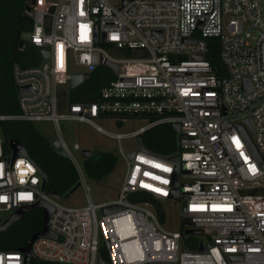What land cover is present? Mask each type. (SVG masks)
I'll list each match as a JSON object with an SVG mask.
<instances>
[{"label":"built area","instance_id":"obj_1","mask_svg":"<svg viewBox=\"0 0 264 264\" xmlns=\"http://www.w3.org/2000/svg\"><path fill=\"white\" fill-rule=\"evenodd\" d=\"M28 6L32 13H24L34 25L25 48L49 55L37 66H12L15 88L25 92L17 96L19 114L0 121L51 122L86 205L68 207L44 193L38 168L27 156L12 161L0 134V225L2 214L44 201L52 207L47 225L55 238L32 243L31 257L40 261L97 264L103 250L106 264H264V0H35ZM210 38L219 40L216 68L205 59ZM105 61L116 64V79L97 99L61 110L59 87L76 74L71 65L90 74L108 67ZM131 118L148 123L126 134L101 126ZM62 120L118 143L125 170L115 199L92 202L83 163L62 138ZM159 124L178 125L177 186L171 157L120 146ZM73 150L84 149L75 143ZM141 194L159 201L160 218ZM170 200L181 202L179 231L162 225L161 202ZM111 206L119 210L104 214ZM185 230L201 231L205 252H198L200 243L193 250L194 234ZM0 264H24V254L0 251Z\"/></svg>","mask_w":264,"mask_h":264},{"label":"trees","instance_id":"obj_2","mask_svg":"<svg viewBox=\"0 0 264 264\" xmlns=\"http://www.w3.org/2000/svg\"><path fill=\"white\" fill-rule=\"evenodd\" d=\"M31 0H0V115L17 116L18 97L12 77V66L17 63L21 67L37 66L39 60L26 53V48L19 51V45L24 34L32 31L34 21L24 11ZM30 50H36L29 47ZM219 40L208 39V50L205 54L210 64L219 67ZM113 76L106 84L95 83V71L90 73L86 80H92V93L90 96L67 100V103L75 101H93L98 98L99 91L109 82L115 80ZM82 84V83H81ZM63 95L60 94V98ZM154 117L150 121H154ZM121 126V123H118ZM0 134L4 145L7 147L11 139H18L24 146L27 157L35 164L39 172L46 176L44 193L59 197V200L78 184L77 173L65 156L59 155L36 130L32 122L8 119L0 121ZM177 133L169 124H159L142 134L138 141L144 146L146 152L161 158L172 157L177 153ZM116 157L109 152L96 151L87 158H83V167L86 176L94 181H101L111 174L116 166ZM76 191V190H75ZM74 191V192H75ZM73 192V193H74ZM141 198L150 201L161 216L160 203L147 194H141ZM42 208H35L24 215L4 231H0V251L23 252L30 236L42 229ZM193 250L197 249L193 247ZM99 258L107 262V256L101 250ZM29 264H60L45 262L29 258Z\"/></svg>","mask_w":264,"mask_h":264},{"label":"rangeland","instance_id":"obj_3","mask_svg":"<svg viewBox=\"0 0 264 264\" xmlns=\"http://www.w3.org/2000/svg\"><path fill=\"white\" fill-rule=\"evenodd\" d=\"M27 34L23 35V40L27 41ZM27 55L39 60V54L37 50H30L26 48ZM71 73H83L86 74V70L83 67L71 65ZM96 80L95 83L106 84L115 74L108 67L100 66L95 70ZM116 77V76H115ZM92 80H84L82 84L72 89L69 82L64 83L59 87V91L63 97L60 98V109L63 110L66 106V101L71 98L81 99L90 96L93 87H91ZM91 85V86H90ZM147 121L141 118H131L121 126H112L110 123H102L101 126L111 132L118 133H130L146 126ZM36 130L47 139L50 143L58 139V133L55 130L53 124L48 121L33 122ZM59 127L63 140L67 143L68 147L74 153L78 163H82V153L80 151H74L73 145L78 144L81 149L89 150L91 153L96 151H103L112 153L116 157V166L111 174L103 178L101 181H94L86 178V185L89 187V195L94 204L109 202L115 199L117 191L120 188L123 172L125 170V163L118 154V143L109 137H106L100 133H96L91 127L77 122L60 121ZM121 148L126 152L136 151L139 149H145L137 138H124L120 142ZM60 203L68 207H83L86 205V193L83 185L81 184L74 193L70 194L68 198L62 197ZM164 218L162 225L165 229L171 231H179L182 226L181 202L180 200H170L161 202ZM10 216L9 213L2 214V219L5 220ZM99 216V212H98ZM194 240V247L200 242H206L204 235L192 236Z\"/></svg>","mask_w":264,"mask_h":264},{"label":"water","instance_id":"obj_4","mask_svg":"<svg viewBox=\"0 0 264 264\" xmlns=\"http://www.w3.org/2000/svg\"><path fill=\"white\" fill-rule=\"evenodd\" d=\"M35 4V0H31L30 5H34ZM26 11L28 13H32V8L27 6L26 7ZM20 49H24L25 48V41H21L20 45H19ZM39 53V59L45 60L46 58H48V51L47 50H43L40 49L38 50ZM194 59H200L201 57L199 55L197 56H193ZM105 65L110 67L113 70V73L116 74L117 73V66L116 64L109 62V61H105ZM89 74H81V73H76V74H72L70 76V87L72 89H74L75 87L79 86L84 80H86L88 78ZM247 81V80H246ZM16 89V93L17 96L23 94L25 92V90L23 88H15ZM247 123L249 125V127L251 128V121L250 119H247ZM170 127L174 129V131L176 133L179 132L178 129V125L177 124H170ZM51 146L54 150H56L58 152L59 155L65 156V153L59 149V142L58 140H54L51 142ZM8 147L12 152V161H14L16 158L19 157H25L27 156L26 150L24 148V146L22 145V143L18 140V139H11L8 142ZM91 152L89 150L84 149L82 151V157L83 158H87L88 156H90ZM134 156V153H130L128 154L129 159H132ZM258 159V158H257ZM169 160H171L174 164H175V172L173 175V184L175 186L178 185V172H179V157L178 156H173L171 157ZM40 175L42 177V183H41V190L44 191V186L46 183V176L40 172ZM79 187V183L76 184V186L74 188H72L69 192V194H72L77 188ZM175 196L178 195V191H175ZM55 199L59 200V197L57 196H53ZM65 198H68V195H66ZM42 208L43 211V218H42V229L40 232L32 235L29 237L26 247L23 250V254H24V264H29V258L31 257V245L32 243L40 238V237H50V238H55V236L53 234L50 233L49 229H48V218L49 215L52 211V207L47 204L44 201H39L37 203H35L34 205L31 206H25L20 208L18 211H16L15 213H13L12 215H10L1 225H0V231H4L7 228H9L12 224H14L16 221H18L19 219H21L24 215H26L27 213H29L31 210L35 209V208ZM119 210V207L116 206H111V207H107L104 208L103 213L104 214H109V213H113ZM185 224H183L182 226H184ZM186 234H194V235H200L201 231L200 230H185ZM205 246L200 243V246L198 248V252H205ZM234 258V257H231ZM97 264H106L104 261H102L101 259H98ZM153 264H177V263H153Z\"/></svg>","mask_w":264,"mask_h":264},{"label":"crops","instance_id":"obj_5","mask_svg":"<svg viewBox=\"0 0 264 264\" xmlns=\"http://www.w3.org/2000/svg\"><path fill=\"white\" fill-rule=\"evenodd\" d=\"M39 61H40V59H39Z\"/></svg>","mask_w":264,"mask_h":264}]
</instances>
